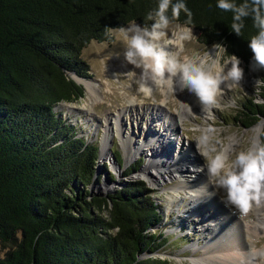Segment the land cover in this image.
<instances>
[{
    "label": "trees",
    "instance_id": "trees-1",
    "mask_svg": "<svg viewBox=\"0 0 264 264\" xmlns=\"http://www.w3.org/2000/svg\"><path fill=\"white\" fill-rule=\"evenodd\" d=\"M242 0H237L241 3ZM199 41L221 44L252 67L251 18L241 36L217 0H185ZM158 0H0V264H170L155 256L169 240L151 229L162 216L145 180L93 194L100 147L57 111L85 96L69 75L90 77L82 51L114 41L106 28L144 24ZM181 13L176 23L185 24ZM260 96L264 100V85ZM244 102L235 122L264 119V103ZM264 140V134H262ZM119 166L120 152H114ZM141 160L124 171L138 172ZM113 179V178H112ZM149 254V255H148Z\"/></svg>",
    "mask_w": 264,
    "mask_h": 264
},
{
    "label": "rangeland",
    "instance_id": "rangeland-1",
    "mask_svg": "<svg viewBox=\"0 0 264 264\" xmlns=\"http://www.w3.org/2000/svg\"><path fill=\"white\" fill-rule=\"evenodd\" d=\"M192 32V39L183 42L184 52L182 55H191L193 52L203 53L207 48L209 51L213 48V45L208 46L199 41L200 32L198 30L192 28ZM113 35L114 41L112 43L93 40L83 49L81 54V57L90 65V77L86 79L91 81L96 93L88 96L85 86L84 97L74 102H62L56 107V111L77 129L79 135L85 136L90 142H97L100 147L99 165L95 181L90 185L91 192L93 194L107 195L113 193L117 188H121L124 182L129 180H145L147 186L153 190V199L157 203L162 216L161 222L153 227L151 231L157 234L164 233L165 237L169 240L154 255L166 258L170 264H196L194 260L201 258L207 244L213 241V233L216 231V235L223 238L220 241L216 239L213 241L212 244L217 247H221L222 241L225 238L230 239L231 232L235 231L236 234H240L241 241H245L247 244L245 246L255 243L256 249L263 248L264 232L262 231H264V227H262L260 222L264 221V211L259 209L260 207H252L247 214H242L231 206L227 207L223 202L225 192L222 189L214 188L210 182V188L207 190L208 196H204L199 192L198 196H195L196 193L188 186L194 183L195 176L190 177L189 174L180 176V173H177V178L175 179H169L167 176L165 179L154 178L156 182H153L151 180L153 177L150 178L144 172V168L149 165L148 163L153 162L152 160L155 159L145 143L146 140L144 141V138L141 137V150L137 152V155L128 159L127 145L125 147L122 135L116 132L115 126L118 125L119 128L123 127L122 132L125 133L124 136L129 131V147L134 146L136 144L134 143L135 140L140 139V132L132 126V117L134 118V116L137 117L138 115L131 114L134 108L130 110L131 103L129 102L131 97L135 95L137 97L135 104H139L136 107L139 113L147 109L151 114V120H145L146 117L143 118V121L139 119L141 126H145V129H147V143L155 135L163 134L162 136L165 138V133H167L169 140L175 143L181 139V142L185 143L186 148L197 144V138L201 135L200 130L212 126L218 129V132L209 145L210 148L214 147L216 151L227 147H232L235 151L247 149L251 144L253 136L258 133L254 127L259 122L250 128H244L235 122V117L244 102L248 99L263 100L260 94L264 83L257 84V82L264 81V69L254 71L252 67H247L239 58L241 61L240 66L244 69V79L240 82V85L224 90L223 95L218 98L217 106L211 108L210 111H203V108L195 110L196 107L193 104L195 94L189 93L187 90L183 92H171L166 88L154 89L151 98H144L141 94L137 93L134 81L126 76L128 72L136 69L125 59V47L120 43L121 38L119 34L113 33ZM212 54L214 55L215 52ZM114 57H117V60L113 61ZM224 57H228L226 53H224ZM121 61L129 65V71L120 72L119 70L118 77L110 76L105 70V65L113 62L116 66H119ZM115 120L118 123H115ZM108 121L112 123L109 124ZM167 124H170V126L175 125L176 134H173L174 132L169 130L170 126L168 127ZM106 129H109L111 134L113 132L106 139L110 152L108 156L102 154ZM260 132H264V130ZM260 138L262 140V134ZM172 149V152L176 150V146L174 145ZM235 151L231 153L233 156L235 155ZM114 152H120L123 156L124 162L120 167ZM174 154L176 155V153ZM189 154L201 166H207L206 159L201 155L200 151H187L185 153L180 150L177 151V155L184 157L186 160H188ZM215 154V152H210V155L214 156ZM158 159H162V157L160 156ZM138 160L142 162L138 172L124 177V171L129 166L138 162ZM189 166L193 167L190 163L185 165L187 168ZM149 170H152L153 174L158 175L157 172L161 168L159 165L150 164ZM210 196L214 197V200H211ZM203 204L212 211L210 212L211 216L209 215V211H204ZM218 208L222 209L226 216L217 214L221 212L220 210L217 212ZM201 217L213 225L220 224L221 220L226 217V220L223 222L225 225L222 223L220 224V228L211 230L212 227H204ZM216 219L218 220L216 221ZM233 221L235 222L231 223ZM255 226L261 229L258 231L257 227L255 231L256 236L254 235L255 237L252 240L250 235H246L244 228L246 227L245 229H248V232H250V229L256 228ZM222 227H228V229L224 231ZM5 253L6 248L0 246V258L4 257Z\"/></svg>",
    "mask_w": 264,
    "mask_h": 264
},
{
    "label": "clouds",
    "instance_id": "clouds-1",
    "mask_svg": "<svg viewBox=\"0 0 264 264\" xmlns=\"http://www.w3.org/2000/svg\"><path fill=\"white\" fill-rule=\"evenodd\" d=\"M216 7L232 13L231 31L241 36L245 20L251 18L258 30L250 39L254 71L264 69V0H217ZM181 13L187 17L185 24L176 23ZM193 12L185 0H158L155 9L148 12L141 26L135 21L119 28H106L107 35L118 33L125 47L126 61L134 69L126 74L136 85L137 93L151 98L154 89L195 94L202 108L210 111L225 89L239 86L244 79V69L235 55L224 57L227 49L217 43L213 55L207 48L203 53L182 55L183 42L192 39ZM231 65V67H229ZM264 83L258 81L257 84ZM133 95L131 100L135 102ZM264 103V100H254ZM256 128L264 130V120ZM197 138V148L206 159L209 182L225 192L224 204L247 214L253 205H264V140L258 132L247 149L235 151L232 147L216 151L210 148L218 129L203 128ZM235 151L233 156L231 153ZM210 152L216 154L210 155ZM264 264V249H253L249 264Z\"/></svg>",
    "mask_w": 264,
    "mask_h": 264
},
{
    "label": "bare ground",
    "instance_id": "bare-ground-1",
    "mask_svg": "<svg viewBox=\"0 0 264 264\" xmlns=\"http://www.w3.org/2000/svg\"><path fill=\"white\" fill-rule=\"evenodd\" d=\"M210 52L214 53L215 49H213V48L210 49ZM112 60L113 61L117 60V57H114ZM105 70L107 71V73L110 76L118 77V73H119L118 71L119 70H120V72L121 71L122 72L123 71H129V65L126 62H124V61H121L119 66H116L113 62H111L110 64H106L105 65ZM70 75L72 77H74L75 79H77L84 86H86V88H87L86 92H87L88 96L94 95L96 93L94 88H93V86H92V83H91V81L89 79H86V78H83V77H79L78 75H76L73 72ZM129 102L131 103V105H130L131 109L130 110H132V108H134L133 111H131L132 112L131 114L134 113V115L135 114L138 115L137 117H135V116H134V118L132 117V119H133L132 126H134L136 128V130H138L140 132V135H139L140 139L137 140V141L135 140L134 143H136V144L134 146L132 145L131 147H129V144H130L129 143L130 142V138L128 137L129 136V131L126 132V135H125L126 137H125L124 136L125 133L122 132L123 127L119 128L118 125L115 126L116 132L118 134L122 135V140H123V142L125 144V147L127 145V157H128V159L134 157L135 155H137L138 154L137 152H139L141 150L142 144L140 143L141 142L140 140H141V137H143L144 141L146 140L145 143H146L147 147L152 152V154L154 155V158H155L154 160H152L153 162L148 163L149 165H147L144 168L145 174H148V176L150 178L153 177V179L151 178V180L153 182L155 181L154 178H156V179H160V178L163 179L164 178L165 179V177L167 176L169 179H173V178L175 179V178H177V173H180V176H184V175L189 174L190 177L191 176H195L194 183L192 185H188L190 187V189L194 193H196L195 196H198V192L200 194L204 195V196H208L207 190L210 188V184H209V181L207 179V176H208L207 166L206 167L205 166H201L200 163L196 159H194V157L191 156L190 154L188 155L189 156L188 160H186L184 157H179L177 155V151L178 150H180L181 152H184V153L187 152V151H190V152L199 151L198 148H197V144L196 145H192V146H188V147L185 148V145H184L185 143L181 142V139H179V136H178L179 140L177 142H175L176 143L175 144V143H173V141H171V140H169V138H167V133H165V136H166L165 138L162 136L163 134H159L158 136L155 135V137H157V138L153 137L147 143V136H146L147 129H145V126H141V123H139V119H142V121H143L144 120L143 118L146 117L145 120H151V114H150V112L147 109H144V110L141 111V113H139L138 109L136 108L137 105H139V104H135V102H133L132 100H129ZM193 104L196 107L195 110L202 109V105H201L199 99L196 96H194ZM194 105H192V106H194ZM136 111H137V113H135ZM203 111H204V109H203ZM116 120H115V123H118V121H116ZM108 123H109V121H108ZM110 123H112V122H110ZM167 126L169 127L170 124H167ZM256 126L254 127V129L257 132H260L261 130H258L256 128ZM130 127H131V125H130ZM164 130H166V129H164ZM169 130H171V132H174L173 134H176L175 125H171ZM112 134H113V132H112ZM112 134H111V132H109V129H106V134L104 135V139H103L104 142H103V145H102V154L103 155H107L108 156L109 153H110L106 139L109 138ZM148 140H149V137H148ZM174 145L176 146V150H174L172 152L171 150H173L172 147H174ZM174 153H176V155ZM160 156L162 157V159H158ZM179 162H182V163H179ZM187 163H190L193 167L192 168L190 166L188 168L185 167V165ZM150 164H155V165H159L160 166L161 170H159V172H157L159 177H158V175L153 174L152 170H149L150 169ZM210 199L214 200V197H211ZM208 201L210 202V200H208ZM202 206H204V209H205L204 211L205 212L209 211V215L211 216L210 212H212V211H210V209L206 208L205 204H203ZM253 207H255V205H253ZM259 209L264 211V205H262V208L260 206ZM219 210L221 212H218ZM192 212H194V211H192ZM217 212H218L217 214L225 215V213H224V211L222 209L218 208ZM213 214H215V213H213ZM201 220L204 222V227H207V228H211L212 227L211 230H214V229L220 228V224H222L226 220V217L223 218V220H221L222 222H220V224L217 223L215 225L210 224L203 217H201ZM217 220L218 219H216V221ZM234 222L235 221H233L231 223H234ZM205 224H207V225H205ZM260 224L262 225V227H264V221H261ZM227 225H230V224H227ZM230 227H229V229H230ZM247 227H249V226H247ZM255 227L256 228L250 229V232H248V229H245L246 227L244 228V231H245L246 235H250L252 240L256 236L255 235L256 234L255 231L257 230L258 226H255ZM222 229H224V231H225V229H228V227H225V228L222 227ZM260 229L258 227V231ZM216 232L213 233V238H212L213 241L215 239L217 241H220L221 239H223V238H221V236H217ZM242 232H243V228H242ZM262 232H264V231H262ZM213 241L210 242L209 244H207V246L205 247L204 253L202 254L201 258H199L198 260H196V259L194 260L196 262V264H249V261H250V259L252 257V250L256 249L255 248L256 245H254L255 243L253 245L252 244L250 245V243H249L250 246H245L247 244L245 243V241L244 242L241 241L240 234H236L235 231L231 232L230 239H228V238L226 239L225 238L224 241H222L221 247H217V246L213 245L212 244ZM261 249H264V247L261 248Z\"/></svg>",
    "mask_w": 264,
    "mask_h": 264
},
{
    "label": "water",
    "instance_id": "water-1",
    "mask_svg": "<svg viewBox=\"0 0 264 264\" xmlns=\"http://www.w3.org/2000/svg\"><path fill=\"white\" fill-rule=\"evenodd\" d=\"M75 73V72H74ZM69 75H70V73H69ZM71 76V75H70ZM75 81H77L78 83H80L77 79H75L74 77H72ZM83 78H85V77H83ZM80 84H82V83H80ZM83 85V84H82ZM84 86V85H83ZM84 88H85V86H84ZM120 167V166H119Z\"/></svg>",
    "mask_w": 264,
    "mask_h": 264
}]
</instances>
